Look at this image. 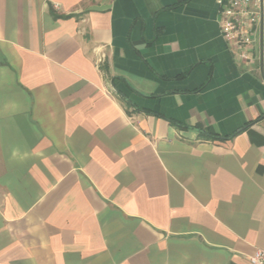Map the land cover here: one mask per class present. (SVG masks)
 I'll return each instance as SVG.
<instances>
[{"label":"crops","instance_id":"0c3cea01","mask_svg":"<svg viewBox=\"0 0 264 264\" xmlns=\"http://www.w3.org/2000/svg\"><path fill=\"white\" fill-rule=\"evenodd\" d=\"M0 0V264H251L264 248V12Z\"/></svg>","mask_w":264,"mask_h":264},{"label":"built area","instance_id":"2783aa9c","mask_svg":"<svg viewBox=\"0 0 264 264\" xmlns=\"http://www.w3.org/2000/svg\"><path fill=\"white\" fill-rule=\"evenodd\" d=\"M264 0L220 2L219 30L230 51L242 62H249L252 45L263 18ZM251 264H264V248L250 257Z\"/></svg>","mask_w":264,"mask_h":264}]
</instances>
